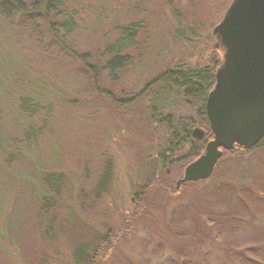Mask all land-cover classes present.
<instances>
[{
  "label": "rangeland",
  "instance_id": "374dc122",
  "mask_svg": "<svg viewBox=\"0 0 264 264\" xmlns=\"http://www.w3.org/2000/svg\"><path fill=\"white\" fill-rule=\"evenodd\" d=\"M232 1L22 0L0 21V264H264V139L177 188L198 157L166 121L208 135L167 75L217 71Z\"/></svg>",
  "mask_w": 264,
  "mask_h": 264
},
{
  "label": "water",
  "instance_id": "95a60500",
  "mask_svg": "<svg viewBox=\"0 0 264 264\" xmlns=\"http://www.w3.org/2000/svg\"><path fill=\"white\" fill-rule=\"evenodd\" d=\"M213 35L221 56L205 104L213 138L177 188L208 179L224 151H249L264 138V0H233ZM192 135L205 138L200 128Z\"/></svg>",
  "mask_w": 264,
  "mask_h": 264
},
{
  "label": "trees",
  "instance_id": "16d2710c",
  "mask_svg": "<svg viewBox=\"0 0 264 264\" xmlns=\"http://www.w3.org/2000/svg\"><path fill=\"white\" fill-rule=\"evenodd\" d=\"M18 11L20 13L26 12L23 9V2L22 0H0V21L4 22L6 21L10 13L13 11ZM75 28L74 21L69 20L64 24V30L66 33H71L73 29ZM134 34L132 32H127L124 34V36L116 41V43L113 44L112 48L108 51L110 53H113L115 57L108 63L109 66H112L113 69L121 67L122 64H126V61L128 60V56L125 54L134 47ZM119 57H121L119 59ZM125 61V62H124ZM178 71V70H177ZM215 67L210 66V68H204L201 70H192L189 72H174L169 73L167 76L169 77V80L167 83H171L175 89H178L179 91H184V94L187 98H195L201 105L199 110V115H203L206 125H208V135L206 136L205 140L213 137L212 131L209 126V121L206 118V109H205V102L207 95L212 88L214 84L215 79ZM166 81V80H165ZM160 82H164L163 80ZM168 125L169 132H175V135L171 137L174 142H178L177 147H180L183 144L188 143L190 146V155L192 158L199 157L204 149L205 146V140L204 141H197L193 138L191 130L187 128H182V135L180 133H177V129L174 127V125L178 123L172 122L171 119L166 120ZM181 129V128H180ZM179 134V135H178ZM262 142H260L257 146H259ZM256 146V147H257ZM252 150V149H251ZM226 154H230L232 151H225ZM224 152V154H225ZM162 165H166V161L162 162ZM243 194L244 191H241ZM245 203L241 202L239 199H236V203L234 205L235 210L243 209L246 211V208L244 207ZM240 210V211H241ZM87 248L86 247H77V249L74 251V258L75 261L79 260L82 261V256L87 254ZM89 260L86 259L82 262L87 263Z\"/></svg>",
  "mask_w": 264,
  "mask_h": 264
},
{
  "label": "flooded vegetation",
  "instance_id": "af4514ba",
  "mask_svg": "<svg viewBox=\"0 0 264 264\" xmlns=\"http://www.w3.org/2000/svg\"><path fill=\"white\" fill-rule=\"evenodd\" d=\"M215 75H216V71H215ZM215 75H214V76H215ZM214 85H215V79H214V84H213L212 88L210 89V91L213 89ZM210 91H209V93H210ZM209 93H208V94H209ZM207 96H208V95H207ZM206 99H207V98H206ZM206 118L208 119L207 115H206ZM208 121H209V120H208ZM206 146H207V144H206ZM205 148H206V147H205ZM234 149H235V148H234Z\"/></svg>",
  "mask_w": 264,
  "mask_h": 264
}]
</instances>
